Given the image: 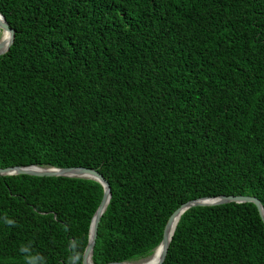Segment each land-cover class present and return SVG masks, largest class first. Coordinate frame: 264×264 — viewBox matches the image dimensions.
Masks as SVG:
<instances>
[{"label":"trees","instance_id":"obj_1","mask_svg":"<svg viewBox=\"0 0 264 264\" xmlns=\"http://www.w3.org/2000/svg\"><path fill=\"white\" fill-rule=\"evenodd\" d=\"M0 168L108 182L91 261L152 254L202 197L264 210V0H0ZM1 36V32H0ZM93 179L0 176V264H83ZM161 264H264L252 202L192 206Z\"/></svg>","mask_w":264,"mask_h":264},{"label":"water","instance_id":"obj_2","mask_svg":"<svg viewBox=\"0 0 264 264\" xmlns=\"http://www.w3.org/2000/svg\"><path fill=\"white\" fill-rule=\"evenodd\" d=\"M0 55L4 54L11 45L13 38H14V31L12 28L9 27L7 21L0 14ZM2 34H7V42L4 43ZM16 174H28V175H35V176H65V177H80V178H89L98 181L103 187V195L102 198L97 206L96 211L93 214L91 219L90 228H89V237L88 243L85 247L82 263L83 264H93L91 261V255L93 251V246L95 243L96 235H97V226L99 219L106 208V205L110 198V187L106 179L95 169L82 167V166H75V167H64V168H57V167H40L37 165H29V166H10L5 168H0V176L4 175H16ZM235 202V203H242V202H252L258 212L259 215L264 223V210L260 203V201L253 196H245V195H219L215 197H202L199 199L189 200L183 204H181L178 208H176L171 215L169 216L164 229L163 235L160 243L154 249L151 255L140 259L135 262H109L106 264H133L140 261H146L149 259L155 251L159 250V255L156 263L154 264H161L165 258L169 242L171 240L173 230L171 229V222L173 217L177 216V220L180 214L192 206H211V205H220L224 203ZM175 227V226H174Z\"/></svg>","mask_w":264,"mask_h":264},{"label":"bare ground","instance_id":"obj_3","mask_svg":"<svg viewBox=\"0 0 264 264\" xmlns=\"http://www.w3.org/2000/svg\"><path fill=\"white\" fill-rule=\"evenodd\" d=\"M0 20H1V18H0ZM2 37H3V40H4V43H6L7 42V34L6 35H4V34H2ZM176 222H177V216H175V217H173V219H172V222H171V229L170 230H173V228H174V226H175V224H176ZM159 253V250H157V251H155V253L149 258V259H147L146 261H141L140 263H135V264H154V263H156V261H157V259H158V256L154 259V260H152L157 254ZM152 260V261H151ZM150 261V262H149ZM149 262V263H148Z\"/></svg>","mask_w":264,"mask_h":264},{"label":"rangeland","instance_id":"obj_4","mask_svg":"<svg viewBox=\"0 0 264 264\" xmlns=\"http://www.w3.org/2000/svg\"><path fill=\"white\" fill-rule=\"evenodd\" d=\"M158 255H159V253H158V254H157L152 260H154ZM152 260H151V261H152ZM140 262H141V261H140ZM140 262H136V263H140ZM149 262H150V261H149ZM149 262H148V263H149ZM133 264H135V263H133ZM146 264H147V263H146Z\"/></svg>","mask_w":264,"mask_h":264}]
</instances>
